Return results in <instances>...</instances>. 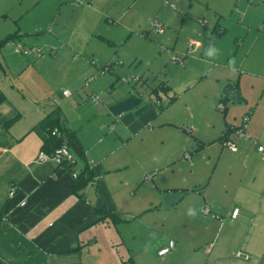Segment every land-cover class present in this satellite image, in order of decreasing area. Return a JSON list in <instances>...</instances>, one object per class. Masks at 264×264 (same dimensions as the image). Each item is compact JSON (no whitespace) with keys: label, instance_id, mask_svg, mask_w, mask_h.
I'll return each mask as SVG.
<instances>
[{"label":"rangeland","instance_id":"1","mask_svg":"<svg viewBox=\"0 0 264 264\" xmlns=\"http://www.w3.org/2000/svg\"><path fill=\"white\" fill-rule=\"evenodd\" d=\"M58 1L12 0L11 11L4 13L6 2L0 0V24L13 29L18 23L23 35L2 52L10 56L9 47L20 60L29 57L31 61L36 57L18 54L16 44L36 46L45 58L51 51L59 52L58 44L68 36L75 48L84 49L74 50L82 53L79 60L89 68L92 62L98 65L92 87L85 86L89 75L69 76V70L62 68L53 67L45 77L53 91L44 104L54 106L52 94L65 89L76 99L64 111L60 107L61 113L72 116L78 111L83 120H93L89 128L81 130L86 142L95 139L101 121L98 116L110 118L102 120L105 124L99 128L108 154L101 172L94 175L93 189L88 184L93 193L88 198L94 205L98 197L120 222L108 219L105 225L89 229L85 237L92 240L86 242L85 264H264V160L252 146V162L246 164L218 139L227 126L241 127L243 117L251 118L252 109L233 104L222 92L228 84L239 87V73L227 71L233 57L243 72L247 69L264 77V70L252 61L257 52L261 54L255 59H264V0H98L106 6L107 15L101 30L104 34L94 38L89 23L84 27L77 20L62 24ZM76 1L77 5L104 9L96 3ZM120 12L125 14L117 16ZM155 24L163 26L162 34ZM58 29L62 30L59 35ZM214 31L224 34L219 37ZM7 34H0V39L4 41ZM54 36H59L58 41ZM210 43L219 49L218 58L205 56ZM175 58L182 64L173 62ZM69 62L73 63L71 57L66 66ZM52 64L48 61L50 67ZM101 66L110 72L102 73ZM124 75L136 76L139 82L126 83ZM221 78L232 83L220 86ZM249 80L244 77L243 92H248ZM91 91L99 105L86 97ZM24 93L31 92L25 89ZM253 95L256 98L258 93ZM132 97L141 100L137 108L147 106L155 114L141 130L122 133L119 118L109 113L108 103ZM222 102L227 107L225 114L219 108ZM100 109L104 111L97 112ZM239 150L238 156H242L244 151ZM98 163L89 162V169L93 171ZM84 170L83 165L79 171ZM166 190H186L188 194L167 207L163 202ZM206 206L211 208L208 215L203 211ZM189 208L195 210V217L187 215ZM235 209L239 214L232 220ZM94 239L99 248L94 247ZM169 242L174 244L171 252L159 257ZM238 252L248 259L238 258Z\"/></svg>","mask_w":264,"mask_h":264},{"label":"crops","instance_id":"2","mask_svg":"<svg viewBox=\"0 0 264 264\" xmlns=\"http://www.w3.org/2000/svg\"><path fill=\"white\" fill-rule=\"evenodd\" d=\"M97 1L91 0V3L102 5L104 9L100 10L93 5L84 7L81 3L77 5L76 0H59L58 3L62 5V24L74 23L77 20L84 27L89 23L92 25L89 27L90 37L94 38L102 32L103 18L107 15L104 3L100 4ZM5 2L6 4L2 6V12L7 13L11 11L15 3H12V0H5ZM115 2H119V0ZM124 14L125 12H120L117 16L121 17ZM107 21L112 22L109 18ZM54 22L58 27L56 19ZM61 31V29L56 30L57 35ZM5 33H8L7 36L17 34L20 37L18 40H22L23 35L18 23L13 25V29L8 24H0V34ZM52 39L58 41L59 36H54ZM0 40L2 42V39ZM10 42H15V40L0 47V95L5 97V101L0 105V259L7 264H85V253L88 248L86 242L92 240L85 235L95 225H105L107 221L97 222L98 217L95 210H113L108 208L105 203L102 204L98 197H95V203L92 204L88 198L89 195H93L92 191L88 190L89 185L79 192L81 196L74 194L73 188L76 181L69 170L59 168L52 162L39 164L36 159L39 153L44 151L46 142L50 140L52 141L51 148L61 145L68 146L74 157L77 171L83 165L84 169L90 168L89 162L96 161L101 163H98L94 168L92 167L91 173L93 176H97L96 171L101 172L99 169L102 168V163H105L104 159L108 153L107 146H104L105 142L99 138V128L105 124L104 121H110V118L105 114L98 116L101 121L97 122L95 139L86 142L81 136V130L89 128L93 120L89 117L83 120L78 115V111L72 116L65 115L63 112L64 107L76 99L74 94L65 97L63 96V92L66 91L64 89L59 93L56 92L57 94H52L54 106L44 104L45 98L49 100L50 92L53 91V86H49V79L47 82L45 81L53 67L62 68L63 71L67 72L69 70V76L89 75L91 78L94 77L98 65L92 64L90 69L88 64H85L81 59L79 60L82 53L74 50L82 52L84 49L75 48L68 36L64 37L62 45L58 44L59 52L51 51L45 55L47 58L33 57L31 61L28 59L29 57L26 58L27 60L21 57L20 60L17 54L10 52L9 47L7 49L10 56L2 52ZM260 54L257 52L252 61L254 66L257 65L264 70V59L259 61L255 59ZM70 57L73 63L69 62L66 66ZM75 57L77 58L75 59ZM13 59H15L14 62ZM99 60L103 61L101 58ZM48 61L53 62L51 67L48 65ZM13 63L15 64L12 65ZM102 64L105 65L106 63L102 62ZM242 70L243 67L240 65L236 67L235 72L230 71L229 68L227 71L232 75L239 73L241 76L239 77V87L235 86V88L245 101L244 106H241L242 109H252L250 123L246 129V133L250 137L242 139L235 132L229 137L230 141L238 144L237 147L239 146L244 151L242 156H238L239 148L237 152L227 150L234 154L235 158H239L238 160L242 159L246 164H251L252 157L249 153L252 146L256 148L253 140L255 139L259 144L264 145V77L257 73L253 74L252 71L248 72L247 69H245L247 72ZM19 75H21L19 79L14 80V77ZM124 76L128 77V75ZM242 76L250 79L246 86L248 92L251 91L249 95H247L248 92H243L244 77L242 78ZM118 78L122 80L121 76ZM94 81L90 87L93 86ZM227 82L232 83L230 79L221 78L219 80L220 86H224ZM35 84L37 86L32 88V85ZM25 89H29L31 93L26 95ZM91 92L86 97L94 103L92 96L96 95L94 91ZM255 92L258 93L256 98L253 95ZM116 102L109 101L108 105L112 106ZM94 104L99 105L100 103ZM151 106L149 107L152 109L154 105ZM60 107L63 109L62 113ZM134 109H137L135 114H123L122 117H115L119 118L122 133H128L130 130L136 132L141 130L155 114L147 106ZM101 111L104 110L100 109L97 112ZM47 117H50L51 121L56 124L54 129L60 128L65 132L61 138L50 139V132L54 130H51L53 127H40L42 121ZM14 119L16 121L13 124L6 126L8 121ZM234 119L236 120L235 117ZM109 128L112 129L113 127L110 126ZM223 132L224 130L218 139L222 138ZM97 138L99 139L97 140ZM218 139L214 143H217ZM262 160H264L263 156ZM93 183H95L94 179L91 182V189H93ZM12 188L15 189L13 196L10 195ZM171 191L166 190L165 192ZM181 191L187 192L186 190ZM94 242V247L99 248L96 239ZM158 256L164 257L159 254Z\"/></svg>","mask_w":264,"mask_h":264},{"label":"built area","instance_id":"3","mask_svg":"<svg viewBox=\"0 0 264 264\" xmlns=\"http://www.w3.org/2000/svg\"><path fill=\"white\" fill-rule=\"evenodd\" d=\"M154 28L156 29V31L159 34L163 33L164 28L162 25L155 24ZM16 51L20 54L25 55V56H35L36 58H41L43 56L42 55L43 54L42 49H40L39 47H36V46L31 47V46H26V45L23 46L20 44H16ZM76 58L77 57H75V59ZM173 62L182 64V61L180 58H175L173 60ZM92 64L96 66V62H92ZM100 69H101L102 73H108L110 71V69L107 66H102ZM94 80H95L94 77L87 79L86 84H85L86 87H90L91 83ZM123 81L126 83L139 82V78H137L136 76H131V77L125 78ZM63 96L70 97L71 93L66 90L63 92ZM92 100L96 104L100 103L99 99L95 96H92ZM219 108L222 111H226L225 104H223V103L219 106ZM242 121H243L242 126L238 128V130L235 132V134L238 135L239 138L247 139L249 137V135L246 133V129H247L249 121H250V116L247 115L246 117H243ZM50 135L52 137H55V138H61L63 136V133L59 129H55V130L50 132ZM253 143L255 144L258 153H260L264 157V145L259 144L255 139L253 140ZM224 146L227 147V149H229L232 152L238 151V147L233 141H230V140L225 141ZM36 162L39 164L52 162L57 167L65 168L67 170H68V168H72L71 174H72V177L75 181L79 178L80 174L83 172V171H77L75 169L74 157H73L70 149L66 145H61L60 147L54 148L50 152H45V151L40 152L39 155L37 156ZM14 194H15V189L12 188L10 195L13 196ZM23 205H24V203H23ZM203 211H204L205 215H208L211 213V209L209 206L204 207ZM238 214H239V211L237 209H235L232 213V219H236L238 217ZM173 247H174V244L172 242H169V245L167 247H165L159 251V255L165 256V255L169 254ZM237 257L248 259V255L243 254L242 252H238Z\"/></svg>","mask_w":264,"mask_h":264},{"label":"trees","instance_id":"4","mask_svg":"<svg viewBox=\"0 0 264 264\" xmlns=\"http://www.w3.org/2000/svg\"><path fill=\"white\" fill-rule=\"evenodd\" d=\"M215 32V31H214ZM217 36L221 37L224 34V31L222 32H215ZM20 38L17 34L15 35H11L9 37H7L4 41L0 42V47H3L7 42L12 41V40H16ZM236 87L238 88V86L236 85ZM5 101V97L3 95H0V105ZM223 101V100H222ZM224 103V102H223ZM226 113V111L224 112V114ZM16 121V119L14 120H10L6 123V126H10L11 124H13ZM56 124L54 122L51 121L50 117L45 118L40 127H53L51 128L54 129L56 126ZM228 128H226L223 132L222 138L220 139L222 142H225L227 140H229V137L238 130V128H231L229 126H227ZM60 130V128H57ZM55 130V129H54ZM63 134H65L64 131L60 130ZM73 135V134H71ZM50 139L55 140V137H52L50 135ZM52 145V141H48L46 142L45 146H44V151L45 152H50L52 151L54 148H51ZM60 147V146H59ZM57 148V147H56ZM72 168H68V170L71 172ZM94 179V176L91 173V170L89 169V167H86V169L80 174L79 178L76 180V185L73 188V193L81 196L79 194V192L83 191L87 185L89 183H91ZM95 214L98 217V221L97 222H102V221H106L108 219L112 220L113 222H120V219L116 216V214L113 211H108V210H95ZM0 264H7L5 263L3 260L0 259Z\"/></svg>","mask_w":264,"mask_h":264},{"label":"water","instance_id":"5","mask_svg":"<svg viewBox=\"0 0 264 264\" xmlns=\"http://www.w3.org/2000/svg\"><path fill=\"white\" fill-rule=\"evenodd\" d=\"M85 3L89 4L91 0H83ZM223 96L230 99L233 104H244L245 101L241 97L240 93L236 90L235 86L228 84L225 86ZM141 104V100L138 98H128L121 102H118L111 107H109V112L114 117H119L125 113L132 111L134 108ZM187 192L184 191H171L167 192L163 196V202L167 207H172L178 204L186 197Z\"/></svg>","mask_w":264,"mask_h":264},{"label":"clouds","instance_id":"6","mask_svg":"<svg viewBox=\"0 0 264 264\" xmlns=\"http://www.w3.org/2000/svg\"><path fill=\"white\" fill-rule=\"evenodd\" d=\"M196 46H197V48H199L200 43L196 42ZM204 54H205V56H207L210 59H215V58H218V56H219V49L214 44L210 43L208 45V47L205 49V53ZM228 67H229L230 71H232V72L236 71V61H235L234 57L231 58L228 61ZM187 215L189 217H195L196 216V212H195L194 209L189 208L188 211H187Z\"/></svg>","mask_w":264,"mask_h":264}]
</instances>
